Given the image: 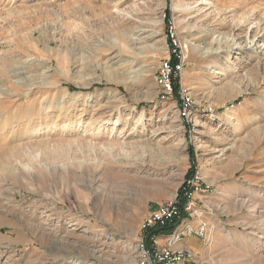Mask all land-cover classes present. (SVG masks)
<instances>
[{"label":"rangeland","instance_id":"rangeland-1","mask_svg":"<svg viewBox=\"0 0 264 264\" xmlns=\"http://www.w3.org/2000/svg\"><path fill=\"white\" fill-rule=\"evenodd\" d=\"M193 174V264H264V0H0V264H136Z\"/></svg>","mask_w":264,"mask_h":264},{"label":"built area","instance_id":"built-area-1","mask_svg":"<svg viewBox=\"0 0 264 264\" xmlns=\"http://www.w3.org/2000/svg\"><path fill=\"white\" fill-rule=\"evenodd\" d=\"M176 49V48H172ZM179 65L176 68L168 61L160 69L158 82L166 91H172L173 80ZM183 188L182 198L178 196L169 204L163 205L149 214L143 226L142 237L138 241V254L136 264H179L183 262L195 261V253L190 249L180 248L177 245L189 236H199L205 245L210 242V231L204 221L197 224L193 223L194 215L199 212L195 205L194 195L203 192L205 194L207 187L203 190L201 181L195 174L187 180ZM184 203L183 205H181ZM174 225L169 234L153 235L148 238L147 232L154 227H165ZM164 237L165 243L161 245V237ZM149 239V241H148Z\"/></svg>","mask_w":264,"mask_h":264},{"label":"trees","instance_id":"trees-1","mask_svg":"<svg viewBox=\"0 0 264 264\" xmlns=\"http://www.w3.org/2000/svg\"><path fill=\"white\" fill-rule=\"evenodd\" d=\"M179 56L178 54H175L173 55V59H172V66L175 68L176 65L179 64ZM173 88L175 90V93H177L178 91V88H179V82L178 80H173ZM190 177V175L188 176ZM183 188L180 190V193H179V196L180 198H182L183 196ZM182 201H184V199L182 198ZM184 203H182L181 205H183ZM174 228V225H169V226H165V227H154V228H151L150 230H148L147 232V235H148V238L150 239L153 235H158V234H169L172 229ZM148 239V241H149Z\"/></svg>","mask_w":264,"mask_h":264},{"label":"crops","instance_id":"crops-1","mask_svg":"<svg viewBox=\"0 0 264 264\" xmlns=\"http://www.w3.org/2000/svg\"><path fill=\"white\" fill-rule=\"evenodd\" d=\"M195 224H197V223H195ZM201 246H203L202 238H200L199 236H196V235L184 238L183 241H181L177 245V247L192 250L196 255L199 253ZM179 264H193V262H183V263H179Z\"/></svg>","mask_w":264,"mask_h":264},{"label":"bare ground","instance_id":"bare-ground-1","mask_svg":"<svg viewBox=\"0 0 264 264\" xmlns=\"http://www.w3.org/2000/svg\"><path fill=\"white\" fill-rule=\"evenodd\" d=\"M235 50L236 49H229V50H222V49H206L205 50L204 49V51H205L204 54H205V57H207L209 59V61L214 62L215 64H217L220 57H222L224 55L230 56L231 52H234ZM222 70H224V69H222ZM47 76H45V77H47ZM48 87L51 88V86H48ZM64 96H66V94H64ZM63 98H65V97H63Z\"/></svg>","mask_w":264,"mask_h":264}]
</instances>
